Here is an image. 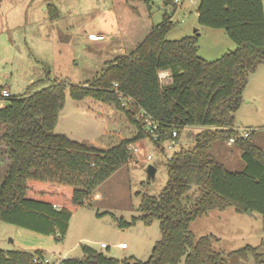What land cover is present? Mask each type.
<instances>
[{
    "label": "trees",
    "instance_id": "1",
    "mask_svg": "<svg viewBox=\"0 0 264 264\" xmlns=\"http://www.w3.org/2000/svg\"><path fill=\"white\" fill-rule=\"evenodd\" d=\"M164 2L175 5L173 0ZM47 11L52 18L58 16L51 3ZM197 13L200 24L224 28L236 47L208 60L199 54V33L167 38L174 21L166 12L135 48L116 57L94 80L70 85L73 99L93 97L124 111L138 130L133 138L102 148L55 132L65 103L64 82L13 95L0 104V159L6 155L8 161L0 181V219L57 239L64 237L73 212L96 187L129 161V144L147 137L143 111L159 122L158 138H150L158 150L178 142L183 129L193 137L192 145L181 144L167 158L164 189L144 194L138 207L142 213L120 222L127 227L137 219L146 224L159 219L161 237L147 260H119L82 244V257H64L61 264H179L183 258L186 264H228L214 244L218 238L197 235L191 222L212 209L229 207L264 215V149L252 140L256 129L243 138L234 126L249 75L264 63V2L199 0ZM162 69L170 71V82H161ZM231 137L243 151L245 165L239 170L209 151L216 141ZM258 250L248 244L229 254L247 259L251 252L256 264H264ZM35 255L44 256L43 250L0 248V264H38Z\"/></svg>",
    "mask_w": 264,
    "mask_h": 264
},
{
    "label": "rangeland",
    "instance_id": "2",
    "mask_svg": "<svg viewBox=\"0 0 264 264\" xmlns=\"http://www.w3.org/2000/svg\"><path fill=\"white\" fill-rule=\"evenodd\" d=\"M198 2L184 0L177 6L164 0H0V84L17 95L37 91L55 81L64 82L65 103L55 132L102 148L133 138L138 130L124 111L93 97L73 99L70 85L91 82L116 57L130 52L163 19L165 11L174 21L167 38L199 33V54L208 60L234 49L236 44L224 28L199 23ZM49 3L57 8L58 16L51 18L46 9ZM96 33L110 34V38L98 40ZM234 126H252L255 136L259 134L264 141V63L249 75ZM3 131L4 124L0 122V149L4 147ZM188 132L183 129L178 142L170 146L167 142L165 151L158 150L149 137L133 140L138 149L132 150L129 161L102 181L73 212L62 238L0 219V248L29 252L41 249L54 261L64 256L82 257L81 245L85 244L119 260L131 256L147 260L161 237L159 219L150 224L137 219L127 227H121L120 222L131 221L142 213L138 207L144 194L157 195L164 189L167 158L181 144L194 143ZM231 144L218 140L213 145L218 149L212 147L209 151L228 168L238 170L245 163L243 151ZM7 163L5 155L0 159V181ZM150 164L156 168L154 177L147 172ZM190 227L197 235H215L218 240L214 244L223 251L228 264H256L251 252L247 259L229 254L248 244L259 246L264 260V215L259 211L212 209L193 220ZM102 241L109 246L102 248ZM121 242L129 247L121 248ZM179 264H186L184 258Z\"/></svg>",
    "mask_w": 264,
    "mask_h": 264
},
{
    "label": "built area",
    "instance_id": "3",
    "mask_svg": "<svg viewBox=\"0 0 264 264\" xmlns=\"http://www.w3.org/2000/svg\"><path fill=\"white\" fill-rule=\"evenodd\" d=\"M173 2L177 5V6H181L184 2V0H173ZM96 39H102L104 38L103 34H97L95 36ZM159 77L162 83H168L171 81V74L170 71L168 69H162L159 71ZM114 85H117V83L115 82ZM13 96V94L10 92L9 88L4 85V84H0V104L7 101L9 98H11ZM141 117L143 118V131L146 134L147 137L152 138V139H157L159 136V122L150 114H147L146 112H142L141 113ZM240 131V135L243 138H247L250 135V128H243V129H239ZM173 135H176L177 132L173 131L172 133ZM151 139V140H152ZM235 141V137H231L228 142L231 144ZM176 141L172 140L169 143V146L174 144ZM131 150H137L138 148L136 146H134L132 143L129 144L128 146ZM148 158L151 159L152 155L148 154ZM55 206H57L56 204H54ZM100 246L102 248L108 247L109 244L106 243L105 241H102L100 243ZM118 246H120L121 248H127L128 244L126 242H121L118 244ZM62 259L63 258H57L56 260L52 261L51 258L47 257V256H34V261L37 262L38 264H61L62 263Z\"/></svg>",
    "mask_w": 264,
    "mask_h": 264
},
{
    "label": "crops",
    "instance_id": "4",
    "mask_svg": "<svg viewBox=\"0 0 264 264\" xmlns=\"http://www.w3.org/2000/svg\"><path fill=\"white\" fill-rule=\"evenodd\" d=\"M197 6H198V5H197ZM46 9H47V4H46ZM196 11H197V8H196ZM165 13H166V11L164 12V14H165ZM164 14H163V15H164ZM168 14H169V13H168ZM197 17H198V13H197ZM51 18H52V17H51ZM129 24H130V23H129ZM129 24H126V25L129 26ZM152 27H153V26H152ZM132 31H133V30H132ZM149 31H150V30H149ZM97 34H99V33H96V35H97ZM100 34H101V33H100ZM102 34H103V33H102ZM147 34H148V33H147ZM103 35H104V38H102V39H98V40H103V39L110 38V36H109L110 34H103ZM128 35H129V33H128ZM187 35H188V34H187ZM140 42H141V40L138 41V44H139ZM138 44H137V45H138ZM134 46H135V45H134ZM134 48H135V47H134ZM132 49H133V48H132ZM122 52H123V51H122ZM125 52H126V51H125ZM235 128H238V127H235ZM246 128H250V129H251V128H253V127L251 126V127H246ZM258 135H259V134H258ZM258 135L255 136V134H254V136H253V140H254L259 146H261V147L264 149V141L261 140V139H259L260 137H258ZM228 144H229V145H233V144H230L229 142H228ZM213 148L217 150V149H218V146L215 145ZM232 152H234V150H232ZM244 165H245V163L242 164L243 167H244ZM243 167H242V168H243ZM242 168H241V169H242ZM238 170H239V169H238ZM232 209H233V208H232ZM233 211H234V213L236 212L234 209H233ZM128 247H129V244H128ZM96 250H97V249H96ZM98 251H99V250H98ZM63 256H64V255H63ZM64 257H65V256H64Z\"/></svg>",
    "mask_w": 264,
    "mask_h": 264
},
{
    "label": "water",
    "instance_id": "5",
    "mask_svg": "<svg viewBox=\"0 0 264 264\" xmlns=\"http://www.w3.org/2000/svg\"><path fill=\"white\" fill-rule=\"evenodd\" d=\"M198 34V33H197ZM147 172H148V175L150 177H154L155 176V172H156V168L154 165L150 164L147 168ZM248 212L251 213V209H248Z\"/></svg>",
    "mask_w": 264,
    "mask_h": 264
}]
</instances>
